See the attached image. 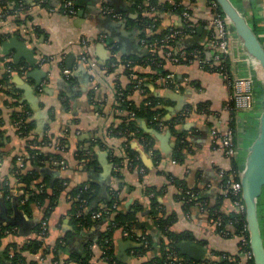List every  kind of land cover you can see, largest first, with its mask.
I'll return each instance as SVG.
<instances>
[{"label":"crops","instance_id":"1","mask_svg":"<svg viewBox=\"0 0 264 264\" xmlns=\"http://www.w3.org/2000/svg\"><path fill=\"white\" fill-rule=\"evenodd\" d=\"M64 1L40 4L39 0H0V80L6 75L8 78L0 85V225L10 230L1 239L0 250L8 248L11 256L20 253L23 264H155L168 252V235L172 234L182 238L178 245L191 243L196 247L200 264H238L243 259L234 228L230 223L223 227L232 234L227 237L216 219H229L235 214L226 185L234 170L244 171L259 135L264 110L263 68L257 61L251 64L256 110L240 114L231 122L232 115L226 109L230 89L218 73L202 69L197 62L173 64L160 50L163 69L173 75L175 84L166 86L158 78L149 77L154 72L141 64L148 49L137 27L139 17L150 13L142 6L147 0H72L77 14L71 17L52 11L59 10ZM181 1L184 10L190 12L188 22L195 32H186L175 42L172 54L201 50L205 58H211L207 50L214 34L210 0ZM231 1L252 27H258L264 44V0ZM104 6L120 13L121 20L104 17ZM152 15L158 24L156 34L185 29L183 15ZM85 53L96 60L95 69L82 59ZM125 61L134 64L133 71L145 80L146 90L131 89ZM9 65L14 66L11 72ZM64 70L71 72L69 79ZM238 70L246 76L249 66L242 63ZM8 91L19 99L14 101ZM120 94H126L137 107L146 105L148 97L157 100L163 110L158 117L161 122L155 128L141 119L144 135L130 142L111 137L110 131L126 116L117 108ZM20 114L29 127L27 133L16 125L14 115ZM231 124L236 127L239 146L236 161L223 154L212 133L223 132ZM144 126L157 134L145 132ZM143 139L150 143V149ZM62 140H67L64 153L56 150ZM29 147L46 157L60 153L66 164L60 168L46 162L39 169L40 178L30 189L37 194L44 192L42 202H31L32 193L25 191L16 177L14 162L18 159L21 168V163L31 161ZM78 151L88 153L93 162L90 169L78 161ZM132 159L136 162L129 166ZM28 163L21 169H34ZM43 169L59 172L58 176L44 175ZM47 178L46 184L43 181ZM57 181L63 182L65 189L53 198ZM89 183L98 185L100 201L114 196L116 213H136L130 230L120 229L111 236L112 260L105 258L103 249L112 219L93 218L88 227L75 222L78 198L72 193ZM180 187L193 191L196 199H186ZM150 188L157 194L156 216L152 214L153 196L147 191ZM256 189L264 244V175L256 182ZM156 217L162 223H155ZM43 223L47 227L44 238L40 235ZM141 237L150 241L143 255ZM35 242L41 247L28 249ZM178 250L186 264L194 262Z\"/></svg>","mask_w":264,"mask_h":264},{"label":"built area","instance_id":"2","mask_svg":"<svg viewBox=\"0 0 264 264\" xmlns=\"http://www.w3.org/2000/svg\"><path fill=\"white\" fill-rule=\"evenodd\" d=\"M47 0H39L40 4H46ZM208 10L210 12L211 16V26L213 29V36L210 40V43L207 46V50L212 53L211 58L207 59L203 56V52L201 50H194L191 52H182L180 55H173L171 52L172 45L180 40L186 32L194 33L195 29L194 27L188 22L190 19V12L184 11L182 14L185 21L186 26L184 30H171L168 34L163 36L162 38H157L152 41H148L146 36L154 33V31H157V20L153 17L151 11L148 13L147 16L143 17L147 19L150 23L148 26L145 27V33L147 34L145 37H142L143 44L148 49V55H152L155 52H157L159 49H165L166 57L173 63V64H180L182 62H197L200 67L204 70H209L214 73H218L220 76H222L225 83L228 85V88L230 89V95H229V101L227 103V111L230 112L232 115V121L235 120V117H237L240 114H250L253 113L256 110V88H255V80L253 78V75L251 73V64L256 63V60L249 56L237 36L233 24L231 20L223 13L219 3L216 0H211L208 3ZM55 13H61L66 16H75L77 14V7L74 1L72 0H66L64 1L63 5L60 7L59 10H52ZM102 15L104 17H107L109 19H112L114 21H120L122 18V15L120 13H117L113 8L109 6H104L102 10ZM82 59L89 64L91 69H95L97 67L96 60L90 56L89 53H85L82 57ZM245 64L249 66V72L246 76H243L239 74V65ZM115 66V64H114ZM123 66L129 71V77L132 80V83L134 84L133 89L143 91V85L145 83V80L139 76L136 75V73L133 71L134 64L131 61H125L123 63ZM10 72L14 69L12 67H9ZM71 72L68 70H64V75L69 79ZM159 81L164 83L166 86H172L175 84L173 80V75L167 74L165 76H160L158 78ZM128 103V107L131 105L134 106L132 102L128 100L124 96V94H120L118 97V103L117 106L120 112L126 117L128 116L131 119H134L136 117L135 112L131 111L130 109H124L121 108L124 104ZM151 103H147V105H150ZM19 121H17L16 125L19 129H21V126L23 124V117L22 114L18 115ZM214 138L221 144L223 154L231 159V160H237L238 154H239V146L236 141V127L234 125H230L225 131L219 132V131H213ZM139 135V132H132L129 134V137H137ZM146 147L150 149V145L146 139L142 140ZM67 146L64 142V140L59 141L56 145V150L58 152H66ZM136 161L132 159L129 162V166H133ZM53 167H62L65 168L66 164L63 160H51L49 162ZM21 168H24V164H20ZM145 169L141 168V173L144 174ZM243 173V172H242ZM242 173L238 172L237 170L233 171L231 175V179L227 182L226 188H227V196L231 198L233 205H234V213L237 216H240L245 220V226L242 229L241 235H238L239 239V249H240V256L243 260L238 262V264H255L254 262V255L251 251L250 247V240H249V232H248V226L246 221V213L247 208L244 202L243 198V190H242ZM238 178L239 180H235ZM180 190L184 197L188 200H195L196 194L188 189H185L183 187H180ZM79 201V199H78ZM117 202L113 204L112 207H103L100 212L94 213L93 218L96 220L101 219H112L116 214L117 209ZM88 210L87 203L84 202V208L83 211L80 213H86ZM111 222L109 224V231L114 226ZM216 223L218 226H222L223 219L219 218ZM47 231L46 224L43 223L42 225V231L40 233L41 237H45ZM5 233H10V230H7ZM226 236L229 235L228 233L224 232ZM110 240H106V243L109 244ZM141 242L144 246V248L148 249L150 247V241L147 237H141ZM105 255V252H104ZM106 259H109L105 256ZM186 260L178 255L177 253H170L166 260H161L160 262H155V264H186ZM1 264V259H0ZM226 264V263H222Z\"/></svg>","mask_w":264,"mask_h":264},{"label":"trees","instance_id":"3","mask_svg":"<svg viewBox=\"0 0 264 264\" xmlns=\"http://www.w3.org/2000/svg\"><path fill=\"white\" fill-rule=\"evenodd\" d=\"M211 1V0H210ZM182 1L181 0H172V3H170V1H167L165 3H160L157 0H147L146 2H143L142 6H143V10H146L148 12H163V13H173L176 15H182L184 13V7L182 6ZM150 22L143 18L142 16L139 17L138 19V23H137V27L140 29L141 31V35L142 37H145L147 34L145 33V27L148 26ZM254 31L256 32V34L259 36L260 34V30L258 29V27H253ZM157 31H154V33H151L149 35L146 36L148 41H152L154 39L157 38H162L163 36H165L166 34L169 33V31H166L164 33L161 34H156ZM260 38V36H259ZM261 40V38H260ZM2 41V38L0 37V42ZM262 42V41H261ZM160 50H165V49H159L157 52H155L152 55H147L144 59V61L141 63L146 67H150L152 69V71L154 73H152V75H150L149 77L154 78H159L160 76H165L168 74V72L164 71V59L162 58L161 55H159ZM9 67H14L13 65H9ZM207 70V69H206ZM209 71V70H207ZM8 78L7 75L3 76V78L0 80V85L7 82ZM134 84H131V89L133 90ZM143 89L146 90L145 87V83L143 85ZM15 92V91H14ZM8 95L9 97H12L14 101L18 100V95H15L13 93V91H8ZM126 97V94L124 95ZM148 103L150 102V105H145L143 104L140 107H137L136 105H131L130 107H128V101L126 104H124L121 108H126V109H130L131 111L135 112L136 117L134 119L129 118L128 116L126 117H122V121L121 124L118 125L115 129H112L110 131V135L111 137L114 138H126L129 139L128 142H130L131 140H133L134 138H138L140 135H144L140 129V124L139 121L141 119H146L148 120V122L154 126L156 128V125L158 124V122H161V119H159L158 121V117L162 116L163 114V110L159 109L158 107V101L153 99L152 97H148L146 99L145 102ZM14 104H18V103H14ZM130 104V103H129ZM119 108V107H117ZM15 120L19 121V117L18 115H14ZM157 118V121H155ZM27 124H23L21 126L20 131L23 133H27L29 131V127H26ZM132 132H139V135H137V137H129V134ZM64 142L66 143L67 140ZM149 143V142H148ZM38 144V143H37ZM150 145V143H149ZM67 151V149H66ZM28 155L30 157L31 161H26L24 162L25 166L28 165L30 162L31 165H33V168L31 171H26L25 169H21L19 168V162L18 159L15 160L14 164H15V170H16V177L19 181V183L23 184L25 191L27 192H31L32 193V197L30 199L31 202H37L40 201L42 202L43 200L45 201L46 195L44 194V192L37 194L36 192L32 191L30 189V186L32 183H34L36 180H39L40 178V174H39V169L43 168L46 166V162H50L51 160H63V155L60 153H55V155L52 156H48L46 157L44 154H41L38 150H34L31 149L30 147L28 148ZM52 159L50 160L49 158ZM77 159L79 162L84 164L85 169H90L93 166V162L91 161V158L89 157L88 153L85 151H78L77 153ZM127 162V161H125ZM17 163V164H16ZM236 181L239 180L238 178L235 179ZM48 178L45 179L43 182L47 184ZM42 182V183H43ZM41 183V184H42ZM41 184H38L39 186ZM53 198H55V195L60 193L61 191H64L65 187H64V183L57 181L54 186H53ZM100 189L98 187L97 184L95 183H89L86 185H83L80 188L75 189V191H73L72 195L74 197H77L79 199V201H77L75 203V213H76V217H75V222L77 225L82 226V227H88L92 224L93 221V215L94 213L100 212L102 210L101 205L105 204L106 207H112L113 204L115 203L116 199H114V196H112L111 194L106 196L103 201L99 200V193ZM149 195H152V214L153 215H157L158 210L156 211L155 208L158 204L157 202V194L155 192V189L150 188L147 190ZM84 202L87 203V206L89 207L87 214L86 213H80L81 211H83L84 208ZM95 203V207L93 208V204ZM154 208V210H153ZM220 218L217 217L216 220H218ZM223 219V224L220 227V230H222L221 232H226L223 231L224 230V226L228 223L231 224V226H233L234 228V234L236 236L241 235L242 229L245 226V220L243 218H241L240 216H237L236 214H233L229 219H225V218H221ZM102 220H107V219H101V220H97V221H102ZM136 221V213L135 212H125L123 213L122 211L117 212L115 214V216L112 218L113 222L112 224L114 225L111 230L108 232V234L106 235L104 241H103V249L105 252V256L107 258H109L108 260H112L113 257V251H112V241H111V236H113V233L117 230L123 229V230H130V227L133 226L134 222ZM157 222V224L162 223V221L158 220L157 217L155 218V223ZM162 225V224H161ZM9 228H4L3 226L0 225V241L1 239L4 237L5 232L8 230ZM227 233V232H226ZM232 234L227 235V237H231ZM169 238V246H168V252H165L163 254V256L160 259H157L155 262H160L161 260H166L168 255L170 253H177L178 255L179 250L177 248L178 243L181 241V237L177 236V235H172L169 234L168 235ZM106 240H110L109 244L106 243ZM41 247V243L35 242L32 244V246H29L28 249H38ZM148 252V249L142 247L140 250V255L146 254ZM0 259H1V264H23L24 259L20 256V253L16 252L14 253L13 256L10 255V250L7 248L5 251L0 250Z\"/></svg>","mask_w":264,"mask_h":264},{"label":"water","instance_id":"4","mask_svg":"<svg viewBox=\"0 0 264 264\" xmlns=\"http://www.w3.org/2000/svg\"><path fill=\"white\" fill-rule=\"evenodd\" d=\"M223 13L231 20L234 30L241 40L246 53L253 57L264 70V44L250 25L248 19L240 12L231 0H216ZM144 131L156 135L155 130L144 126ZM43 174L49 173L51 177H57L59 172H52L50 169H43ZM264 173V110L260 118L259 135L255 140L247 157L246 167L242 173L241 183L243 198L247 208L246 221L249 232L251 251L254 255L255 264H264V244L260 233L258 218V194L256 180ZM106 189V188H104ZM11 223L16 221L8 219ZM182 254L188 255L191 264H200L196 247L191 243L178 245Z\"/></svg>","mask_w":264,"mask_h":264},{"label":"rangeland","instance_id":"5","mask_svg":"<svg viewBox=\"0 0 264 264\" xmlns=\"http://www.w3.org/2000/svg\"><path fill=\"white\" fill-rule=\"evenodd\" d=\"M262 175H264V173H263ZM262 175H261V176H259V177L257 178V180H256V181H258V179H259L260 177H262ZM261 179H262V178H261ZM261 179H260L259 181H261ZM263 197H264V194H263Z\"/></svg>","mask_w":264,"mask_h":264}]
</instances>
